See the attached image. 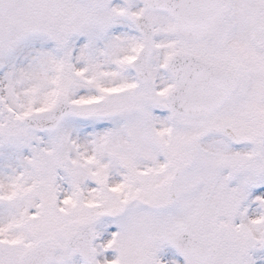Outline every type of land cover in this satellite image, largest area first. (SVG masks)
Returning <instances> with one entry per match:
<instances>
[{
  "label": "snow or ice",
  "instance_id": "obj_1",
  "mask_svg": "<svg viewBox=\"0 0 264 264\" xmlns=\"http://www.w3.org/2000/svg\"><path fill=\"white\" fill-rule=\"evenodd\" d=\"M0 264H264V0H0Z\"/></svg>",
  "mask_w": 264,
  "mask_h": 264
}]
</instances>
